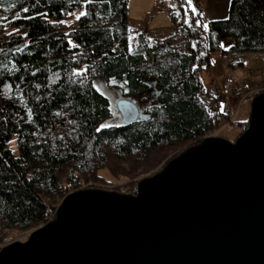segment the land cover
<instances>
[{
  "label": "trees",
  "instance_id": "obj_1",
  "mask_svg": "<svg viewBox=\"0 0 264 264\" xmlns=\"http://www.w3.org/2000/svg\"><path fill=\"white\" fill-rule=\"evenodd\" d=\"M127 1L0 0L1 228L23 231L50 220L56 197L69 192L65 173L110 184L99 171L131 175L121 161L151 167L201 141L214 129L200 99L209 96L200 72L211 52L226 37L238 52L264 51V0H231L229 16L209 22L210 40L187 1L176 0L188 23L151 44L139 33L132 51ZM170 18L177 21L175 13ZM96 80L121 81L122 96L147 102L148 117L101 127L113 111ZM212 101L220 106L218 97ZM232 123L245 129L248 120Z\"/></svg>",
  "mask_w": 264,
  "mask_h": 264
},
{
  "label": "water",
  "instance_id": "obj_2",
  "mask_svg": "<svg viewBox=\"0 0 264 264\" xmlns=\"http://www.w3.org/2000/svg\"><path fill=\"white\" fill-rule=\"evenodd\" d=\"M249 106L238 137H204L134 193L68 192L0 264H264V91ZM116 110L126 125L148 117L122 96Z\"/></svg>",
  "mask_w": 264,
  "mask_h": 264
},
{
  "label": "rangeland",
  "instance_id": "obj_3",
  "mask_svg": "<svg viewBox=\"0 0 264 264\" xmlns=\"http://www.w3.org/2000/svg\"><path fill=\"white\" fill-rule=\"evenodd\" d=\"M191 4L195 6V15L201 22L200 25L202 27L203 36L207 40H210V38L213 37L209 33V22L211 20L226 19L229 16V0H191ZM126 5L130 28L129 50L131 51L134 50L136 46V37L139 33L147 35L149 44L156 41H163L166 37L174 36L180 28V22H184L185 19L188 20L189 18V12H187V16H185V12H181L179 10V4L176 0H128ZM177 12L180 13L179 16H177V21L172 23L170 14H176ZM191 12L193 13L192 8ZM182 14H184V16ZM205 23L208 25L207 30L203 27V24ZM221 42H223L224 47L220 46L222 49L219 50L218 53L210 54L209 65L200 72L202 83L205 82L208 84V87H205V92L209 95L208 97L201 96L200 99L202 100L204 107L209 110L211 117L214 120V129L207 133L204 137L218 135L234 140L244 131L242 126H237L232 123L234 122L235 117L243 121L248 120L251 99L255 95L264 91V51H246L242 53L233 50L231 48L233 42L231 37L223 38L220 43ZM178 43L182 44L183 39L179 40ZM226 77H231L234 80L235 89L234 93L231 94L232 96H230L232 112L230 116L226 115L227 119L225 121L224 117L220 113V111H222L221 105L216 106L212 99L215 97L220 99L219 89ZM116 84L118 88H116ZM94 85L96 89L108 97L111 103L113 115L109 117L104 124L108 125L121 123V115L116 110V104L119 97L122 96V91L120 89L122 82L111 80L110 83H107L103 80H96L94 81ZM146 105L147 102L139 103L138 108L142 110ZM203 138L201 140H203ZM9 145L12 151L17 155L18 146L15 136L11 139ZM191 145L193 144L191 143ZM191 145L184 147L180 146V151L178 150L174 153H170V156L168 155L166 160L160 161L155 166L151 167L142 163L137 166L131 160L121 161L119 165L122 169L127 170L131 175H122L117 178L114 177L113 179L112 175L109 174L108 171H99L105 179L109 182L112 181L110 184H103L99 181L96 182L93 179H85L83 176L70 178L68 173L63 174L61 183L65 186L64 184H66L67 181H76V186H80V183L85 185L84 188L81 189L90 187L98 189L102 188L109 191L114 190L119 193H134L132 190L136 189V185L139 180L156 174L157 171L161 170V168L168 162V160L180 154V152L186 148L191 147ZM131 165H134L135 167L137 166L133 172L129 170ZM62 199L56 197L53 204L54 208L59 205ZM37 227L23 231L13 229L5 230L0 227V249L8 242L18 240L23 241L27 239L30 235V231Z\"/></svg>",
  "mask_w": 264,
  "mask_h": 264
},
{
  "label": "built area",
  "instance_id": "obj_4",
  "mask_svg": "<svg viewBox=\"0 0 264 264\" xmlns=\"http://www.w3.org/2000/svg\"><path fill=\"white\" fill-rule=\"evenodd\" d=\"M234 89H235V83L231 77H226L223 81V84L221 85L219 89L220 105L222 107V113L227 116H230L232 112V107L230 105L231 103L230 96H232L231 94L234 93ZM75 182L76 181L66 182L65 185L69 191H75L76 189L84 188L85 185L83 183H80L81 184L80 186H76Z\"/></svg>",
  "mask_w": 264,
  "mask_h": 264
},
{
  "label": "snow or ice",
  "instance_id": "obj_5",
  "mask_svg": "<svg viewBox=\"0 0 264 264\" xmlns=\"http://www.w3.org/2000/svg\"><path fill=\"white\" fill-rule=\"evenodd\" d=\"M86 2H91V0H86ZM229 2H231V0H229ZM187 4L192 8V11H193V13L195 14V12H196V9H195V6H193L192 4H191V0H187ZM25 11H27V9H25ZM179 12H177L176 13V15L177 16H179ZM84 15H86V13L85 12H81L78 16H77V19H79L80 18V16H84ZM202 15V14H201ZM185 16H187V9H185ZM185 23H188V20L187 19H185V21H184ZM200 21L199 20H197L196 21V24L199 26L200 25ZM203 27H204V29L205 30H207L208 29V25L205 23V24H203ZM25 35H27V33H25ZM70 43H71V41H70ZM220 46L221 47H224V44H223V42H221L220 43ZM230 46V45H229ZM106 125H102L101 127H105ZM97 131H99V129H97Z\"/></svg>",
  "mask_w": 264,
  "mask_h": 264
},
{
  "label": "crops",
  "instance_id": "obj_6",
  "mask_svg": "<svg viewBox=\"0 0 264 264\" xmlns=\"http://www.w3.org/2000/svg\"><path fill=\"white\" fill-rule=\"evenodd\" d=\"M219 48H220V44H219ZM221 49H222V48H220V50H221ZM218 52H219V51L211 52V53H218ZM202 78H203V77H202ZM209 79H210V78H209ZM203 84H204L205 87H206V86L208 87V84H206L205 82H203ZM242 119H243V118H242ZM237 120H238V121H243V120L238 119V118L235 117V120H234V121L237 122ZM225 121H226V120H225ZM244 121H245V120H244Z\"/></svg>",
  "mask_w": 264,
  "mask_h": 264
},
{
  "label": "bare ground",
  "instance_id": "obj_7",
  "mask_svg": "<svg viewBox=\"0 0 264 264\" xmlns=\"http://www.w3.org/2000/svg\"><path fill=\"white\" fill-rule=\"evenodd\" d=\"M123 97V96H122Z\"/></svg>",
  "mask_w": 264,
  "mask_h": 264
}]
</instances>
